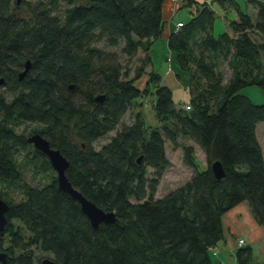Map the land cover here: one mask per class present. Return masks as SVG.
<instances>
[{"label":"trees","instance_id":"trees-1","mask_svg":"<svg viewBox=\"0 0 264 264\" xmlns=\"http://www.w3.org/2000/svg\"><path fill=\"white\" fill-rule=\"evenodd\" d=\"M18 1L27 16L19 15ZM185 1L196 12L166 42L177 67L192 75L189 109L175 106L159 73L144 71L164 32L165 0H0V198L9 205L0 264H37L35 249L56 264H214L224 214L245 203L264 227V157L256 134L264 104L241 93L249 86L264 90V0H246L255 17L240 12L235 0H217L238 17L217 36L211 3ZM101 42L122 44L128 60L143 54L133 77L115 52L98 48ZM144 76L141 90L136 81ZM148 95L157 126L147 127L140 109L118 128L131 108L143 106L136 99ZM26 123L40 127L30 135L43 136L66 158L71 187L113 212L114 223L92 227L78 201L59 189L48 158L18 132ZM182 138L203 152L206 168L199 170L192 147L183 146L193 175L154 198L170 165L165 141L179 147ZM216 161L226 173L217 181L210 169ZM27 170L48 181H25ZM10 187L21 192L19 201L3 193ZM235 260L251 264V247H239Z\"/></svg>","mask_w":264,"mask_h":264},{"label":"rangeland","instance_id":"rangeland-1","mask_svg":"<svg viewBox=\"0 0 264 264\" xmlns=\"http://www.w3.org/2000/svg\"><path fill=\"white\" fill-rule=\"evenodd\" d=\"M26 2H33L34 0H25ZM18 13L21 16H27V5L24 4L22 1H18ZM238 5L240 6L242 11H245L248 13L246 2L245 0H237ZM210 3H213V0H210ZM253 6V5H252ZM250 5V7L253 10V7ZM250 11L251 14H253V11ZM233 13V12H232ZM189 15V14H188ZM182 17V16H181ZM188 17V16H187ZM228 19L233 20L234 17L228 16ZM230 17V18H229ZM183 19V18H182ZM189 19L186 18L185 21H188ZM181 23V22H177ZM176 23V26H177ZM215 25L216 27H219L222 25L221 18H216ZM175 30V28H174ZM223 31V30H222ZM216 32L215 36L222 33ZM162 37V36H161ZM258 42H263V39L257 37ZM155 44L151 46L150 48V54H151V66H146L145 73L149 72L152 68L156 73H159L162 78V84L164 86H167L171 90V97L173 98L175 106L186 107L187 103L190 99V80L192 75L185 74L182 72L175 63L174 57L171 56V53H169V50L167 48V42H165V39L158 38ZM98 48H102L105 51L108 52H115L119 56V61L121 63V66L129 73V77H133L135 74V71L141 66V58H143V54L138 51V55L134 57L132 60H128L127 56L120 54V49L122 48V44L119 47H109L105 43L101 42L97 44ZM222 73L225 75V80L228 79L231 75L230 70L228 69L226 63L223 64L221 67ZM147 76L142 77L140 80L136 81V86L143 90L145 87ZM152 89V88H150ZM241 92L244 94L250 95V99L255 105L258 104H264L262 101L264 99L263 93L264 90H262L259 87L256 86H249L243 89ZM153 96L148 95L147 98H137L135 101L138 103H144L143 106H134L130 109L129 112L126 113L124 118L122 119L121 125L118 127L121 129V127H125L129 124H131L133 121V117L137 112L140 111V109L143 111L144 121L146 123V126H157V121L154 120L153 117V110L151 109L150 102L153 100ZM18 132L24 134L26 137L32 134V132L36 129H39V126L33 125V124H19L17 125ZM115 135V133H111L105 138H102L96 142H94V148L99 149L105 143ZM179 147H175L172 145V143L165 141V153L167 160L169 162V167L165 169L163 173V177L161 181L158 184L157 191L154 195V198H162L163 195L173 191L175 188L179 187L180 185L184 184L185 181H187L192 175H193V169L185 163L184 158V152H182L183 146L192 147V150L194 152V157L199 163V170H203L206 168V162L204 158L203 152L198 148L197 145L194 144V142L187 140L185 138L179 139ZM22 160L21 155H18V161ZM150 171V170H149ZM53 175L55 176V172L53 171ZM24 179L25 181L31 182L35 185L42 184L44 182H47V178L44 177L42 174L40 175H33V173L30 170L24 171ZM6 192H3L8 198L13 201L17 202L21 199V192L17 190L16 188L10 187L5 190ZM223 219V217H222ZM245 244L243 246H246V240L244 238ZM238 239V240H239ZM238 246V245H237ZM252 249V263L251 264H264V243H257L255 242L252 246H250ZM239 247H237L238 249ZM34 255L37 260V264H40L43 259H52L51 255L45 252H41L40 250L35 249ZM213 259V257H212ZM232 262V261H231Z\"/></svg>","mask_w":264,"mask_h":264},{"label":"crops","instance_id":"crops-1","mask_svg":"<svg viewBox=\"0 0 264 264\" xmlns=\"http://www.w3.org/2000/svg\"><path fill=\"white\" fill-rule=\"evenodd\" d=\"M245 2L246 5H248L247 9H250L251 11L252 8L250 7V4H248L246 0ZM192 3L199 5L200 1L192 0ZM235 3L236 6H238L240 12H245L241 10L237 0H235ZM194 5L195 4L190 5L189 2L185 0H165L162 6V14L163 20L165 21V26L163 29L164 32L161 35L165 39V42L167 41L168 35L174 31L177 22L187 23L195 14L196 8ZM210 7L214 11L216 18H221L222 20V25L219 27H216L217 25L215 24L213 25L214 35L216 32H221L222 30V32L228 31L227 24L237 20L238 18L237 12L233 7L226 8L225 6L220 5L217 0L210 4ZM250 11L248 10V13H245L255 17V9L253 8L252 10L253 14H251ZM227 15L234 17L233 20L228 19ZM186 18L189 20L185 21ZM241 93L251 98L250 95L244 94L243 92ZM262 101H264V99ZM256 134L259 143L261 144V148L263 149L264 157V122H261L259 125H257ZM222 217L223 240H221L220 243H218L211 250V259L213 257L212 261L214 264H237V261L235 260V254L237 251V241L239 238H244L247 242L246 245L249 246H252L255 242L264 243V227L257 224L254 217L250 214L248 205L245 203H240L239 206L231 209Z\"/></svg>","mask_w":264,"mask_h":264},{"label":"water","instance_id":"water-1","mask_svg":"<svg viewBox=\"0 0 264 264\" xmlns=\"http://www.w3.org/2000/svg\"><path fill=\"white\" fill-rule=\"evenodd\" d=\"M30 68V62L27 61L24 65V71L19 74V80L23 79L24 76L28 73ZM0 80V85L2 84ZM96 101H102L101 98H96ZM27 142L35 148L38 152H41L48 158L51 169L55 172V180H57V185L61 191L67 192L73 200L78 201L81 207V212L87 217L89 223H91L94 229H97L98 225L101 223H114L115 215L113 212H104L95 206L92 202L83 198V196L75 189H73L66 179L65 172L68 167V161L63 157L57 149L50 147L48 142L44 139L43 136L39 134L30 135L27 139ZM211 173L215 180H222L225 178L226 173L222 167L221 162L216 161L211 165ZM9 205L6 204L0 198V235L3 234L5 229V224L7 223L6 213L8 212ZM0 262H6V254L0 251ZM40 264H56L50 259H43Z\"/></svg>","mask_w":264,"mask_h":264},{"label":"built area","instance_id":"built-area-1","mask_svg":"<svg viewBox=\"0 0 264 264\" xmlns=\"http://www.w3.org/2000/svg\"><path fill=\"white\" fill-rule=\"evenodd\" d=\"M199 1H200V3H202V4H210V0H199ZM181 26H182L181 23H177V26H175V30H174V31L177 32L178 29L181 28ZM185 108L189 109L187 106H186ZM244 244H245V241H244L243 239H239V240L237 241V245H238V247H242Z\"/></svg>","mask_w":264,"mask_h":264}]
</instances>
